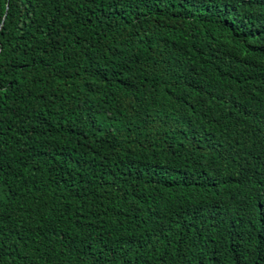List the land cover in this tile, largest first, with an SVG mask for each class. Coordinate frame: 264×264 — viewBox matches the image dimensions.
<instances>
[{"label": "trees", "instance_id": "16d2710c", "mask_svg": "<svg viewBox=\"0 0 264 264\" xmlns=\"http://www.w3.org/2000/svg\"><path fill=\"white\" fill-rule=\"evenodd\" d=\"M0 264H264V0H0Z\"/></svg>", "mask_w": 264, "mask_h": 264}]
</instances>
